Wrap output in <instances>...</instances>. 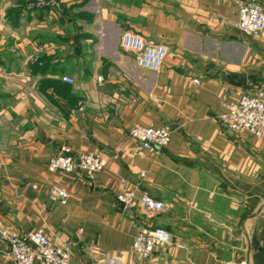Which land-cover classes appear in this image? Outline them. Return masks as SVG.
<instances>
[{
    "label": "crops",
    "instance_id": "1",
    "mask_svg": "<svg viewBox=\"0 0 264 264\" xmlns=\"http://www.w3.org/2000/svg\"><path fill=\"white\" fill-rule=\"evenodd\" d=\"M28 1L0 0V225L41 229L70 264H132L134 236L153 227L169 241L138 264H264V139L222 123L239 91L264 83V29L231 26L238 3L264 12V0H61L66 15ZM123 31L165 46L156 71L120 47ZM134 123L169 142L140 148ZM62 145L75 167L50 172ZM80 153L103 167L88 178ZM126 189L166 209L121 205ZM0 264H12L1 240Z\"/></svg>",
    "mask_w": 264,
    "mask_h": 264
},
{
    "label": "built area",
    "instance_id": "2",
    "mask_svg": "<svg viewBox=\"0 0 264 264\" xmlns=\"http://www.w3.org/2000/svg\"><path fill=\"white\" fill-rule=\"evenodd\" d=\"M28 8L47 9L50 13L58 14L62 8L61 0H31ZM220 22H224L220 19ZM231 26L246 35H255L264 29V12L254 1L240 2L236 7V19ZM120 47L132 53L135 64L142 69L156 71L166 53V48L160 44H146L139 35L123 31L119 38ZM37 60V57H33ZM61 79L71 83L69 76ZM197 84L196 78L191 79ZM223 125L236 132H247L255 137L264 139V83L255 86L250 91H239L237 96L226 105L222 117ZM130 138L137 141L140 148L156 152L165 146L169 140V132L164 128L149 125L132 124L127 129ZM79 168L89 178L104 165V159L95 153H80L76 156ZM75 155L67 145H62L57 153L47 162L48 171L69 173L75 167ZM51 194L60 203H65L69 193L58 185L51 187ZM117 200L125 206L140 205L144 209L165 210L166 206L152 199L145 193L135 194L126 189L117 196ZM0 240L7 246V255L12 264H70L69 250L66 244L52 241L41 229L25 233L7 229L0 225ZM169 241V234L161 227L142 229L136 233L131 243L134 262L148 259L154 247L162 246Z\"/></svg>",
    "mask_w": 264,
    "mask_h": 264
},
{
    "label": "trees",
    "instance_id": "3",
    "mask_svg": "<svg viewBox=\"0 0 264 264\" xmlns=\"http://www.w3.org/2000/svg\"><path fill=\"white\" fill-rule=\"evenodd\" d=\"M47 10V9H46ZM61 11H64V8H62V10ZM59 14V13H58ZM81 16H88V13H84V12H82V11H78V12H76V13H73L72 15H71V18H75V17H81Z\"/></svg>",
    "mask_w": 264,
    "mask_h": 264
},
{
    "label": "rangeland",
    "instance_id": "4",
    "mask_svg": "<svg viewBox=\"0 0 264 264\" xmlns=\"http://www.w3.org/2000/svg\"><path fill=\"white\" fill-rule=\"evenodd\" d=\"M61 10H62V8H61ZM66 12H67L66 10L60 11L59 14H61V13L63 14L64 13L66 15ZM55 15H58V14H55Z\"/></svg>",
    "mask_w": 264,
    "mask_h": 264
},
{
    "label": "water",
    "instance_id": "5",
    "mask_svg": "<svg viewBox=\"0 0 264 264\" xmlns=\"http://www.w3.org/2000/svg\"><path fill=\"white\" fill-rule=\"evenodd\" d=\"M121 205H122V203H121Z\"/></svg>",
    "mask_w": 264,
    "mask_h": 264
}]
</instances>
